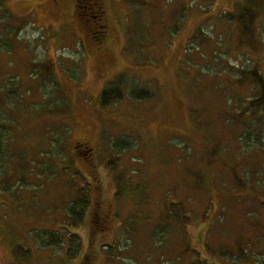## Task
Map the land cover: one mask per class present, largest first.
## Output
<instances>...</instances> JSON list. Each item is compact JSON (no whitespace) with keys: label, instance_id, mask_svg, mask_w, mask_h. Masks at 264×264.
Returning <instances> with one entry per match:
<instances>
[{"label":"rangeland","instance_id":"rangeland-1","mask_svg":"<svg viewBox=\"0 0 264 264\" xmlns=\"http://www.w3.org/2000/svg\"><path fill=\"white\" fill-rule=\"evenodd\" d=\"M68 2L8 1L24 27L14 49L0 51V264H188L194 260L183 254L185 244L200 250L209 238L219 248L253 235L248 210L226 188L230 166L244 173V182L247 176L262 184L264 155L240 158L236 129L217 114L227 110L226 99L237 105L236 98H253L236 76L244 66L264 71V8L249 45L236 22L224 18L247 0H103L108 31L95 42ZM197 29L207 37L192 39ZM119 77L153 97L133 100L124 91L120 102L101 107L99 94ZM55 95L70 119L46 115L57 108ZM47 96L53 107L44 103ZM190 116L200 118L199 128ZM63 124L69 133L60 132L62 146H52ZM212 138H222L228 150L214 151L207 196L190 172H197ZM117 140L130 147L115 152L110 144ZM184 166L192 169L184 172ZM82 189L89 194L83 223L62 232V245L39 247L41 232L63 227L65 209ZM174 196L189 199L196 212L212 202L206 208L211 228L190 224L179 238L174 226L154 243L151 230ZM72 233L80 245L69 259Z\"/></svg>","mask_w":264,"mask_h":264},{"label":"trees","instance_id":"trees-1","mask_svg":"<svg viewBox=\"0 0 264 264\" xmlns=\"http://www.w3.org/2000/svg\"><path fill=\"white\" fill-rule=\"evenodd\" d=\"M8 1L9 0H0V51L10 53L19 41L20 31L23 29L24 25L20 17H16L11 12ZM61 1L64 3L68 2V0H60L59 3ZM256 1L257 0H247V6L239 7L233 16L226 15L224 17L226 20L236 22L235 25L241 30V39H246L249 45H251L252 37L256 35L254 27L257 17L261 15L262 8H264V0H260L259 5H255ZM70 2L73 3L72 9L74 11L72 12H74L75 16L81 22L85 33L89 34L90 39L93 41L101 42L108 31L105 21L106 11L103 0H70ZM59 3L57 1V4ZM195 32L192 35V39H196L200 36L202 38L207 37V35L199 29ZM244 67L245 68L242 67L239 72L241 76H236V82L239 86H243V88L246 85L248 90L252 91V100L246 102L244 97L236 98L239 100V103L234 105L233 102V105H230L231 100L226 99L227 110L220 108L217 118L223 125H233V128L236 129L233 132L236 135V141L239 143V157L243 159L249 157L252 159L251 154L254 155V152H257L258 155H264V71L261 72L251 65L248 66V69H246V66ZM133 86L135 87V85ZM134 87L128 88L127 84L124 83L123 78L119 77L116 86L109 85L101 91L99 94V105L105 108L120 102L123 99L124 91H128L130 98L133 100H145L153 97L151 92ZM57 95H55L57 98L55 101L57 108L50 110V113H46V115L48 117L56 116L57 118L63 116L66 117V119H70V114L68 115V113L72 112L67 111L64 106V99ZM47 98L48 96L46 97V100ZM46 100L44 103L47 106H52V98ZM190 117L194 125L199 128L201 126V124H199L200 118L197 116ZM204 122L208 123L206 120H204ZM210 124L212 125V123ZM68 127L70 126L63 124L60 128L55 129L53 132L54 137H52L51 140L52 146H54V142L58 147L59 145L62 146V136L60 132H63L64 135H66L69 133ZM64 139L66 138L64 137ZM3 140V136H0V154L4 145ZM222 142V138L210 139L209 145L206 148V150H209L207 153L206 150L204 151L202 156H200L199 162L196 161V165L194 166V169H196L197 172H190L192 174L196 173V177L200 178L196 185H200L202 191L205 190L204 193L207 196H209L206 193L209 191L206 186L208 177L205 176V173L209 172V168L211 167L210 164L212 163L211 158L213 159L216 155L217 151H214L223 148L219 151L225 153L226 149L228 150ZM110 146L115 152H120L124 149H128L130 144L124 140H117L113 141ZM187 154H190L189 151ZM235 154L237 155L236 152ZM108 166L109 168H114L110 163ZM188 169H192V167L188 168V166H184L183 171L185 172ZM230 174L231 186L226 189L231 191L234 195V200H237L236 202L239 201L237 204H240L241 202L242 204L240 205L245 207L246 211L248 210L247 214L245 213L246 225L251 228L254 233L253 235L241 234L237 236L234 238V243L232 245H226L219 242V248L212 246L211 239L207 237L202 246L199 247L200 250L190 247L189 244L188 246L185 244L182 248L183 254H188L190 259L192 261L194 260L193 263L190 262L188 264H264V181L262 184L257 185L255 180L248 179L246 176L248 181L244 182L242 178L244 173H242L241 170L238 171L234 166H230ZM116 176L120 177V174H116ZM186 177H191V175L186 174ZM176 198L177 196H174L173 200L162 205V210L164 212L163 217L151 230L150 238L154 243L159 240L162 241L164 238L167 239L169 233H171V231L173 233L175 227H177V231L179 232L177 233L179 234V238L183 236L182 232H187L190 224L193 226L194 223L199 225L208 222V229L211 228L213 219L212 217L210 219L209 215L206 214V208L210 210L207 206L211 207V205H213L212 202H209V205L207 204L201 212H196L189 208V204L191 203L189 199L181 201ZM88 208V192L83 189L76 192V197L65 209L66 222L62 224L63 227L60 228L59 231L41 232L43 240L38 243V246L47 249L62 245L63 241L66 240V237L64 239L62 235L70 231V229L79 227L83 223ZM91 216L93 222L98 224V219H101L99 215L92 213ZM63 231L65 232L62 234ZM71 235L72 236L68 235L67 237L69 248L66 251V254L69 259H72L77 255L79 252L78 247L80 245V242H77V244L75 242V240H78L77 234L72 233ZM73 241L74 244L71 243ZM164 245L166 244L163 242L159 246L163 247Z\"/></svg>","mask_w":264,"mask_h":264},{"label":"flooded vegetation","instance_id":"flooded-vegetation-1","mask_svg":"<svg viewBox=\"0 0 264 264\" xmlns=\"http://www.w3.org/2000/svg\"><path fill=\"white\" fill-rule=\"evenodd\" d=\"M51 1H52V4H57V1H58V0H51ZM59 1H60V0H59ZM89 151H90V149H87L85 153H87V152H89Z\"/></svg>","mask_w":264,"mask_h":264}]
</instances>
